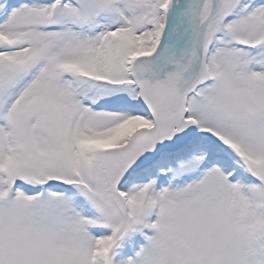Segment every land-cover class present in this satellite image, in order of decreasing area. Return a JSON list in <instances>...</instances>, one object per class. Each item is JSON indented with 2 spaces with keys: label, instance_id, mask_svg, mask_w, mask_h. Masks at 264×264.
I'll list each match as a JSON object with an SVG mask.
<instances>
[{
  "label": "snow or ice",
  "instance_id": "obj_1",
  "mask_svg": "<svg viewBox=\"0 0 264 264\" xmlns=\"http://www.w3.org/2000/svg\"><path fill=\"white\" fill-rule=\"evenodd\" d=\"M0 264H264V0H0Z\"/></svg>",
  "mask_w": 264,
  "mask_h": 264
}]
</instances>
